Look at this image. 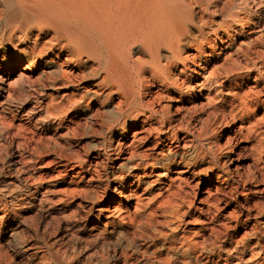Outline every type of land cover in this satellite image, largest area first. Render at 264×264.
Returning a JSON list of instances; mask_svg holds the SVG:
<instances>
[{
	"label": "bare ground",
	"instance_id": "obj_1",
	"mask_svg": "<svg viewBox=\"0 0 264 264\" xmlns=\"http://www.w3.org/2000/svg\"><path fill=\"white\" fill-rule=\"evenodd\" d=\"M95 107L106 136L80 153L75 118ZM261 107L264 0H0V264H27L12 245L34 212L54 236L38 264H106L109 247L111 264H264V244L227 224L203 245L207 219L177 234L154 218L182 174L225 181ZM245 177L235 209L260 208L264 224Z\"/></svg>",
	"mask_w": 264,
	"mask_h": 264
},
{
	"label": "rangeland",
	"instance_id": "obj_2",
	"mask_svg": "<svg viewBox=\"0 0 264 264\" xmlns=\"http://www.w3.org/2000/svg\"><path fill=\"white\" fill-rule=\"evenodd\" d=\"M23 87L25 89L24 91L26 92V90L28 89L27 86ZM31 101L33 102V99ZM86 115H78L75 118L74 124V141L77 143L76 147L80 151V153L83 151L90 150L95 145V140H102V138L106 136L100 126L102 120L101 114L100 112H98L97 107L87 112ZM258 115L260 118H262L259 122V127L251 132H247L245 129L243 130V136L241 138L242 140L237 150V156L240 160V165L235 169L232 168L233 166L229 167L226 172L227 176L225 175V181L213 183L209 188H205L206 182L201 175L182 174L181 176H184L185 178L180 181L176 180L175 185L173 186L175 196L173 195L172 198L174 202L172 204L171 202L173 200L166 202L164 205L165 207L163 206L161 208H156L155 210L156 212L154 213V218L158 222L156 224V227H159L164 231H173L177 234H184V232L185 234H192V232L194 231L193 228H195L194 226L197 225L196 223H193V219L197 218L199 221L201 219H207L206 221H203V223H201V231L199 229V244L206 245L213 240L215 233L212 230V226L221 229L225 224H227L226 230L229 234L236 235L238 238L244 241L248 240L251 241V243L257 241L260 244H264V233H259L260 230L264 231V224L260 216V208L255 207L254 209L252 208L248 211L243 210V212L241 213H239L235 209V204H237V200H239L240 198L239 191L242 187H246V174H248L251 181L255 183L258 188H260V197L261 200L264 202V107H261L259 109ZM49 126L47 131L48 134L57 139V141L61 142L60 144L64 145V132L62 126L56 123L51 124ZM62 145L61 147H59V149H61V153H64L68 156L72 155V157L73 155L75 156V151V153H73V151L71 152V150L68 148L65 149L64 146L62 147ZM5 148L6 147L3 146H1L0 148V159L2 158L3 160L6 159V153L9 152V149ZM67 150L68 152H66ZM13 172L14 171H11L12 174H14ZM239 172H242L243 177ZM83 195L81 194V196L79 195V197L82 198L84 202L90 201V196H88V193H84ZM169 205H172V207H169ZM84 208L85 209L82 210L86 212L87 207ZM82 210H80V212L83 215L84 211L82 212ZM246 213L250 215L248 219L246 218ZM37 214L38 213L35 212L31 214V216L33 217L32 222L27 221L25 223V241L21 246L25 244L26 249L24 250L23 248H21V246H18L16 244L12 245L13 253L17 257V259H22L21 261L24 262L25 258V262H27V264H38V258H36V255H34V253L37 251V246H43L47 251H49L48 253H50L51 246L53 243V232L51 231V229L49 231V229L43 228V222L40 218V215ZM82 215L80 217L77 216V218L79 219L77 220L80 224L78 228L79 237L85 236L88 230V227L86 228L87 224L84 222L85 219L83 221ZM254 225L255 228H253ZM249 228L251 229L248 230ZM154 229L155 228H151L150 231L153 232L154 235L159 234L157 233V228L155 230ZM48 233L51 235H49ZM104 234H107L110 239L114 238L110 234V232H105ZM136 242L139 243L138 240ZM115 259L116 258L112 255L111 247H109L107 249L106 264H111L113 261H115ZM66 260L67 263H69L73 259L71 260V258L66 257Z\"/></svg>",
	"mask_w": 264,
	"mask_h": 264
}]
</instances>
